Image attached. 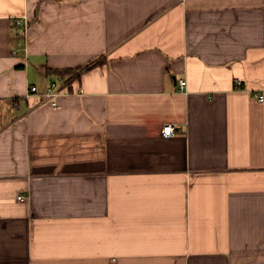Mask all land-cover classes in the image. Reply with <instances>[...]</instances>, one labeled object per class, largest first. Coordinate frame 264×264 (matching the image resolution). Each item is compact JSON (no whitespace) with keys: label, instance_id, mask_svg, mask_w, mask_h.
Masks as SVG:
<instances>
[{"label":"crops","instance_id":"0c3cea01","mask_svg":"<svg viewBox=\"0 0 264 264\" xmlns=\"http://www.w3.org/2000/svg\"><path fill=\"white\" fill-rule=\"evenodd\" d=\"M260 95L264 0H0V264H264Z\"/></svg>","mask_w":264,"mask_h":264},{"label":"built area","instance_id":"2783aa9c","mask_svg":"<svg viewBox=\"0 0 264 264\" xmlns=\"http://www.w3.org/2000/svg\"><path fill=\"white\" fill-rule=\"evenodd\" d=\"M17 25L18 26H24V38H25V33L27 31V23L26 21L22 20V21H17ZM15 55H17V52L14 53ZM72 83H66L65 85L63 86H59L57 83H53V85L47 90V93L46 95L44 96L43 100H41V104L43 105H50V106H53V107H59L58 106V101L60 100L61 97H63L64 93L67 92L69 93V87L71 86ZM186 86H187V82L184 80V81H181L180 84H179V88H180V91L182 93H184L186 91ZM238 86L241 87V84L238 83ZM29 94H28V98H31L33 97L35 94H37V88L35 87H31L29 89ZM71 93V92H70ZM84 91L80 90V94H83ZM258 100L260 102H264V95H260L258 96ZM163 132V136L166 138V139H170L171 137H174L176 136L177 132H176V129L173 125H169V126H165L162 130ZM20 200H23L25 201L26 198L25 197H21Z\"/></svg>","mask_w":264,"mask_h":264},{"label":"trees","instance_id":"16d2710c","mask_svg":"<svg viewBox=\"0 0 264 264\" xmlns=\"http://www.w3.org/2000/svg\"><path fill=\"white\" fill-rule=\"evenodd\" d=\"M24 35H23V38L21 39L22 41V44H23V41H24ZM21 44V45H22ZM88 69V68H87ZM79 73H80V71H67V72H59V74L62 76V77H64V78H75L76 77V75H79Z\"/></svg>","mask_w":264,"mask_h":264}]
</instances>
